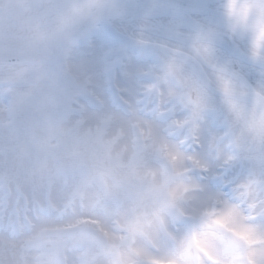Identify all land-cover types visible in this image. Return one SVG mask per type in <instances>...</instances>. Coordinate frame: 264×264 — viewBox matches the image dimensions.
Segmentation results:
<instances>
[{
	"label": "rangeland",
	"instance_id": "1",
	"mask_svg": "<svg viewBox=\"0 0 264 264\" xmlns=\"http://www.w3.org/2000/svg\"><path fill=\"white\" fill-rule=\"evenodd\" d=\"M81 59L79 44L57 72L61 88L52 70L0 89V264L264 259V171L234 140L196 148L189 115L104 107ZM198 164L203 175L189 172Z\"/></svg>",
	"mask_w": 264,
	"mask_h": 264
},
{
	"label": "snow or ice",
	"instance_id": "2",
	"mask_svg": "<svg viewBox=\"0 0 264 264\" xmlns=\"http://www.w3.org/2000/svg\"><path fill=\"white\" fill-rule=\"evenodd\" d=\"M229 12L217 0H98L78 31L81 68L104 107L191 114L198 147L248 137L255 115L264 119V35L254 43Z\"/></svg>",
	"mask_w": 264,
	"mask_h": 264
},
{
	"label": "water",
	"instance_id": "3",
	"mask_svg": "<svg viewBox=\"0 0 264 264\" xmlns=\"http://www.w3.org/2000/svg\"><path fill=\"white\" fill-rule=\"evenodd\" d=\"M254 1L264 6V0ZM236 3H239V1L222 0L221 2V4H226L228 7ZM44 6H47V4L34 10L36 11ZM89 8L75 13L60 27L59 24L46 26L42 22H28L27 18L30 12H35L34 10L16 18H11L1 25L0 33L10 36L11 39L0 38V42L3 41L4 43H0V81L9 80L13 84H28L37 81L52 71L44 72L41 66L59 69L69 47L79 43L78 31L84 23ZM231 8L230 10H232ZM72 10H76V8H72ZM5 14L6 12L4 16ZM27 37L33 38L26 39ZM16 39L20 40L12 42ZM38 73V78L30 81ZM7 85V83H1L0 87Z\"/></svg>",
	"mask_w": 264,
	"mask_h": 264
},
{
	"label": "flooded vegetation",
	"instance_id": "4",
	"mask_svg": "<svg viewBox=\"0 0 264 264\" xmlns=\"http://www.w3.org/2000/svg\"><path fill=\"white\" fill-rule=\"evenodd\" d=\"M48 2L50 7L40 10L43 15L53 13L55 14L57 10L66 4H72L75 2H79L80 0H35V3L40 2ZM261 35L258 36V39ZM255 43L256 41L252 39ZM252 126L254 131L248 137H242L238 133L232 132L234 137L237 140L238 145L244 150L246 156L243 155L244 161L247 164L254 163L264 171V141H262L261 137L264 134V119H262L261 114H256L253 121ZM240 141V142H239Z\"/></svg>",
	"mask_w": 264,
	"mask_h": 264
},
{
	"label": "bare ground",
	"instance_id": "5",
	"mask_svg": "<svg viewBox=\"0 0 264 264\" xmlns=\"http://www.w3.org/2000/svg\"><path fill=\"white\" fill-rule=\"evenodd\" d=\"M15 85H22V84H15Z\"/></svg>",
	"mask_w": 264,
	"mask_h": 264
}]
</instances>
